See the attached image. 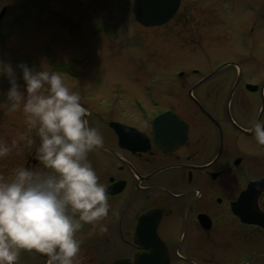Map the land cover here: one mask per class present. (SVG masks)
Returning a JSON list of instances; mask_svg holds the SVG:
<instances>
[{
  "label": "flooded vegetation",
  "instance_id": "1",
  "mask_svg": "<svg viewBox=\"0 0 264 264\" xmlns=\"http://www.w3.org/2000/svg\"><path fill=\"white\" fill-rule=\"evenodd\" d=\"M259 1L253 6L254 28L264 29V0ZM133 2L126 9L132 22L143 26L133 15ZM180 7L173 18L155 27L176 21ZM7 9L0 12L1 22ZM122 13L120 22H128L127 10ZM7 58L2 56L0 62ZM72 64L62 61L53 71L77 79L80 72ZM240 64H221L207 74L198 68L170 73L161 84L171 86L174 104L162 108L154 99L149 100L151 107L140 99L132 105L120 89H114L109 100H94L90 87L67 83L89 109V124L103 134L104 144L91 151L89 159L108 188L111 204L100 222L107 231L93 230L91 224L80 230L78 264H135L150 254L146 245L161 244L169 264H264V189L245 194L251 184L259 183L253 181L264 178V145L250 131L257 119H264V79ZM19 65V59L12 60L23 86ZM0 85V106L11 112L0 114V142L11 148L0 157V177L10 178L21 166L45 170L36 156L39 138L29 145L34 132L29 133L22 109L10 110L6 72L0 74ZM166 111L176 122L160 121L156 129L155 119ZM24 256L48 264L47 257L35 251L22 250L20 259Z\"/></svg>",
  "mask_w": 264,
  "mask_h": 264
},
{
  "label": "rangeland",
  "instance_id": "2",
  "mask_svg": "<svg viewBox=\"0 0 264 264\" xmlns=\"http://www.w3.org/2000/svg\"><path fill=\"white\" fill-rule=\"evenodd\" d=\"M128 2L0 0V12L8 8L7 18L0 20V59L8 58L0 64L12 65L17 58L19 64L53 71L68 60L80 74L70 79L61 73L65 82L90 87L92 99L109 100L120 89L132 105L140 99L151 107L149 100L154 99L162 104L158 108L174 104L171 86L161 82L183 69L207 74L221 64L242 62L264 79V29L254 28L253 21L259 0H183L177 20L158 28L132 22ZM122 10H127L128 22H120L126 14ZM0 114L11 112L0 106ZM19 264L38 263L24 256Z\"/></svg>",
  "mask_w": 264,
  "mask_h": 264
},
{
  "label": "clouds",
  "instance_id": "3",
  "mask_svg": "<svg viewBox=\"0 0 264 264\" xmlns=\"http://www.w3.org/2000/svg\"><path fill=\"white\" fill-rule=\"evenodd\" d=\"M19 67L23 86L11 64H0V74L10 79L7 102L12 111L22 109L34 132L28 144L39 138L36 156L45 170L21 166L10 178L0 177V264H17L22 250L47 254L48 264H78L84 225L107 231L100 222L111 208L108 188L89 159L104 137L89 124V109L60 72L24 62ZM250 131L264 145V119ZM10 151L0 142V157Z\"/></svg>",
  "mask_w": 264,
  "mask_h": 264
},
{
  "label": "water",
  "instance_id": "4",
  "mask_svg": "<svg viewBox=\"0 0 264 264\" xmlns=\"http://www.w3.org/2000/svg\"><path fill=\"white\" fill-rule=\"evenodd\" d=\"M181 2L182 0H134L132 12L136 20L142 25L146 27L159 26L173 18L179 9ZM166 119L169 120L167 124L171 125L172 121L176 122L177 117L173 115L171 111L163 112L155 119V128L157 129L160 121L162 122ZM164 132L167 133V129ZM253 182L259 183L251 184L245 194H251L253 190V194H257L258 188L264 189V178ZM155 246L157 248L152 245H146L145 247L151 250L150 254L140 256L135 264H169L170 259L164 248L162 250L163 245ZM35 252L41 256L47 257V254L39 253L37 251ZM114 264L132 263L120 260L116 261Z\"/></svg>",
  "mask_w": 264,
  "mask_h": 264
}]
</instances>
